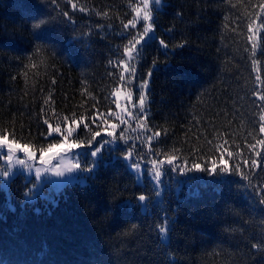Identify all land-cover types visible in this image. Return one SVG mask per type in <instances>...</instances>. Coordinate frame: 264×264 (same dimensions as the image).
I'll return each instance as SVG.
<instances>
[{
	"label": "trees",
	"instance_id": "16d2710c",
	"mask_svg": "<svg viewBox=\"0 0 264 264\" xmlns=\"http://www.w3.org/2000/svg\"><path fill=\"white\" fill-rule=\"evenodd\" d=\"M138 4L0 0V134L40 152L62 139L45 120L64 128L86 117L75 133L85 139L84 123L98 130L115 89L135 75L150 81L148 125L161 133L136 146L180 157L161 200L123 156L137 151L133 141L57 201L27 200L31 181L18 174L9 192L0 185V264H264V101L255 95H264V0H163L133 74L121 61L143 29L124 28ZM185 161L204 170H183ZM165 217L168 242L158 231Z\"/></svg>",
	"mask_w": 264,
	"mask_h": 264
},
{
	"label": "rangeland",
	"instance_id": "374dc122",
	"mask_svg": "<svg viewBox=\"0 0 264 264\" xmlns=\"http://www.w3.org/2000/svg\"><path fill=\"white\" fill-rule=\"evenodd\" d=\"M163 5V0H161V7ZM138 6L142 9L141 16L143 15V10L150 11L152 14V17L154 18V8L155 4L153 2H149L147 6L144 5L143 0H140V4ZM136 12H135V17ZM138 19V18H137ZM143 23L142 28L144 26V21L138 19V22L136 25H140ZM153 23V29L149 32L148 36H145L139 45L136 46V48L139 50L141 46H143V41L146 40L149 36H152L154 34V27L155 23L154 20ZM143 29L140 30L139 33H142ZM133 58L129 59L127 57L126 62L129 63L130 69H132V65L134 63V59L136 56V52H133ZM130 72V71H129ZM125 79V77H124ZM128 77L126 78V83L131 85H125L124 83L119 86L123 93H127L131 91L132 93V99L130 101L122 100L121 103L125 104L127 111H121L120 108L117 106L111 110L107 116L106 121L110 124H117L118 127L115 129L117 134V139H113L112 137H109L107 135V132L104 130H101V139L92 144L91 146L94 147H81L79 149H72L71 151H65L63 149H54L53 152L59 151L58 156H54L51 160V163H48L47 161L44 163H41V152H38L35 150L31 145H29L30 151H33L35 153V159H31L25 154L22 150L21 151H13L11 153L8 152V148L6 145H0V185H2L4 188L10 191L11 181L12 179L17 176L18 174L25 175L26 179L31 181L30 188L26 192V198L27 200H35L39 198L40 196L46 197L49 199H54L57 201L56 194H59L61 190L68 184L72 182H81L86 183L88 181V177L91 173H94L96 171V168L91 172H84L81 171V169H84L86 167L91 166V161L94 160H100V164L102 161L108 162L111 160L109 157H116L121 155L122 153H119L116 149L123 145H129L130 141H133V145L137 148V151H134V147L129 146L128 152L123 154L124 158L129 162V165L133 171L137 173V176L139 175L140 179L139 182L144 183L145 182V173H148L153 180L156 182L154 178V174L152 172V165L149 163L153 159L157 160H163L158 155H156L154 152L145 151L144 149H140V146H136L137 143L141 144V141L143 142L145 140V137L147 136V139L149 136L154 137V133L156 131H152L148 125V102H149V86L150 81H147V87L144 89L145 95H146V103L144 107L143 113L140 112L139 104H138V96L140 94L139 89L141 85L144 83V80H140L133 76L132 80ZM124 86V87H123ZM130 86V88L128 87ZM115 98V97H114ZM128 112H131L132 115L129 116ZM146 116V119H145ZM121 117L123 118V123H121ZM143 125V127H141ZM101 128H104L106 125L104 122L100 123ZM55 127V126H53ZM75 127V125H73ZM80 128V127H79ZM66 130V127L62 128ZM78 130V129H77ZM121 134L123 138L121 137ZM57 134H52L50 136H55ZM2 136V134H0ZM6 138L9 142H11L13 139L10 137L9 134L6 135ZM75 134L70 139H74ZM101 140H110L112 141L108 145L105 146V148L102 151V159L101 154H98L97 157H92V160L89 158L87 160V155L91 150H94L97 146V144ZM16 141V140H15ZM20 145H24L21 142L16 141ZM128 153H131V156H128ZM152 154V156H151ZM12 156V159L9 160L7 157ZM134 158L136 160H134ZM23 160L24 163L20 164L19 161ZM79 163L81 168L77 169L75 165ZM135 163H139L140 165V171L139 173L133 166ZM173 167H178V165L175 164L172 165ZM161 167L162 175L160 177L159 182V191L160 195L156 197L157 200H161L164 196V190H165V174L166 172L174 171V169H169L171 165H167L166 163ZM145 168L148 170L145 171ZM37 169H40L39 175H37ZM5 172H7V175H5ZM57 173H60L59 175ZM180 186V185H179ZM145 195L149 198V196L145 193L141 194ZM143 210L144 204L148 205L147 210H151V205L149 204L148 199L145 202H141ZM169 223L166 225L168 228ZM162 236V234H161ZM169 231H167L163 241L168 242L169 241Z\"/></svg>",
	"mask_w": 264,
	"mask_h": 264
},
{
	"label": "snow or ice",
	"instance_id": "6c2138e0",
	"mask_svg": "<svg viewBox=\"0 0 264 264\" xmlns=\"http://www.w3.org/2000/svg\"><path fill=\"white\" fill-rule=\"evenodd\" d=\"M150 0H143V3L145 6H147L149 4ZM151 2H153L155 4V6L157 7V9H159L161 7V0H151ZM73 8L76 7L75 4L72 5ZM81 11H84L83 8L80 9ZM136 17L140 20H143L144 26H143V31L142 33H137L136 35H134L132 37V39L129 40V45L128 47L124 48V52L127 54L129 59L133 58V52H136L137 55H139V50L136 48L137 45H139L141 43V40L145 37L148 36L149 32L153 29V17L150 11L147 10H143V15L141 16V11L142 9L137 6L136 9ZM134 18L132 20H129L128 23L124 24V28L127 29L129 26H131L132 28L136 27V24L138 22V19ZM37 27H39V25H37ZM151 38V37H150ZM249 39H253V37H249ZM163 43V42H161ZM180 47H183V44L179 45ZM165 47H167V45H165ZM253 48H255V44H253ZM255 54V53H254ZM121 64H123V70L124 72H129L131 71L134 74V69H130L129 67V63L122 60ZM33 67H35V65H33ZM148 75L150 76L151 73H148ZM257 79H259V77H257ZM120 80L123 81L124 80V75L123 72L120 74ZM147 87V82L145 81L140 89H139V96H138V104H139V109L140 112L143 113L144 111V107H145V103H146V95L144 92V89ZM255 95H257L259 97V99L261 101H264V95L260 94V93H256ZM113 96L115 97L114 102L116 103V106L118 108L121 109V111H127V108L125 106V104L121 103L122 100L125 101H130L132 99V93L131 91L127 92V93H123L120 87H117L115 89V91L113 92ZM128 115L131 116L132 113L128 112ZM65 120H68L67 117L64 118ZM87 118L86 117H80V118H75L73 117L70 122L67 124L66 126V130L62 129L60 124H57L55 127L52 126V124H49L47 120H45V124L48 125V135H52V134H57L59 137H62V139H58L55 142H50L47 144V147L44 148H40V152H41V163L44 162H48L51 163V160L54 156H58L60 153L59 151H56L55 153L53 152L54 149H63L65 151H71L72 149H79L81 147L87 146V147H91L92 143L96 141L97 137L101 136V130H104L107 132V135L109 137H112L113 139H117V134L115 129L118 127L117 124H110L107 121L104 122V124L106 125L103 129H101V126L98 125L97 129L98 130H92V128L90 127L89 124L84 123V127L87 130V132L85 133V139H80L79 137H76L74 139H70L71 137L74 136V134L76 133L77 129H79L80 124L82 122H84ZM146 119V116H145ZM261 121H264V115H262L260 117ZM123 118L121 117V123H123ZM92 124H96V119L92 118ZM73 125H75V127H73ZM141 127H143V125H141ZM259 131L261 133H264V125H261L259 128ZM166 134V133H165ZM14 135V133H13ZM161 135V133L159 131L154 133L155 137H159ZM119 138H123L122 134L121 137ZM153 139V136H149L148 140L149 142ZM112 141L110 140H101L96 148L94 150H91L89 152V155L91 157H97L98 154H101V159H102V151L105 148L106 145H108L109 143H111ZM259 145L261 147H264V139H261L258 141ZM0 145H6L8 148V152L11 153L13 151H23L25 154H27V156L31 159H35V153L33 151H30L29 149V145L28 144H24V145H20L18 144L15 140H12L11 142H9L6 138V135H2L0 136ZM253 148L255 147V145L252 146ZM229 155H231V153H229ZM257 155H260V153H257ZM128 156H131V153H128ZM9 160L12 159V156H8L7 157ZM180 157H178L175 154H166L165 158L163 160H157V159H153L151 160L149 163L152 165V172L154 174V178L156 180V188H155V195L158 197L160 195V191H159V182H160V177L162 175L161 172V167L162 165H164L165 163L167 165H174V162L179 159ZM20 164H23L24 161L21 160L19 161ZM91 166L90 167H86L84 169H81V171L84 172H88L91 173L96 167H99L100 165V160H94L91 161ZM212 168L211 171L212 172H216L217 167H218V162L216 160H212ZM253 165L256 164V161H252ZM135 167V169L137 170V172L139 173L140 171V165L139 163H135L133 165ZM75 167L77 169H80L81 166L79 163H77L75 165ZM201 170L203 171L204 169L201 166V163H193L191 165V168L188 167L187 162H184L183 165V170L186 171H191V170ZM148 169L145 168V171H147ZM231 169L228 167V165L225 163L223 164V166L221 167V171L224 172H228ZM40 173V169H37V175H39ZM58 175L60 173H57ZM5 175H7V172H5ZM140 177L139 175L137 176V180L139 181ZM148 199V197H146L145 195H139L137 197V201L138 202H145ZM131 203V202H129ZM145 210H147L148 205L144 204L143 205ZM169 222V218L165 217L164 221L161 225L158 226V231L159 233L162 234L161 239L163 240L167 231H169L170 229L166 227V225Z\"/></svg>",
	"mask_w": 264,
	"mask_h": 264
}]
</instances>
